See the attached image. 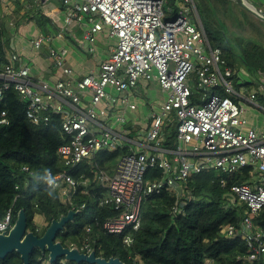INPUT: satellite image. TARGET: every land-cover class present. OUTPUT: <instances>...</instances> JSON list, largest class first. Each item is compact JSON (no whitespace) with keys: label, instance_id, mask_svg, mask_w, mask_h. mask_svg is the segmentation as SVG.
<instances>
[{"label":"built area","instance_id":"obj_1","mask_svg":"<svg viewBox=\"0 0 264 264\" xmlns=\"http://www.w3.org/2000/svg\"><path fill=\"white\" fill-rule=\"evenodd\" d=\"M34 1L65 6L64 24L83 28V40L91 53L95 36L103 28L115 40L98 72L80 79L74 78L72 68L66 65L67 51L52 48L48 55L62 75L53 85L31 79L29 69L21 65V58L13 52L0 73V103L4 92L12 88L25 102V115L31 124L47 125L50 114L61 116V131L68 142L57 152L65 167L75 168L101 151L123 149L126 137L120 126L125 123L124 111L135 109L125 95L141 81H155L166 95L162 104L150 112L143 151L122 155L112 175L99 172V182L106 187L99 206L116 211L115 216L101 224V229L123 235V244L131 246L140 229L141 206L146 196L172 192L180 198L192 174L215 169L221 176V187L229 188L231 195L246 205L240 228L229 226L226 235L246 238L247 260L264 255V231L253 232L252 224V218L264 207V135L242 130L243 109L231 98L254 105L255 94L241 95L228 82L234 71L222 58L221 50L211 47L193 0H183L174 12L164 10L165 0ZM11 3L12 0H0L2 14L10 12ZM48 39L49 36L37 37L33 40L34 48L39 50ZM109 89L118 97L111 96ZM193 89L199 96H195ZM86 94L88 102L81 108ZM115 104L122 108L111 113ZM171 119L178 122L174 150L161 145L164 122ZM9 124L7 112L1 110L0 125ZM248 165L253 166L249 178L244 183L232 180L229 184L224 176L232 177ZM149 169L160 170L161 178L147 181ZM23 170L28 172L26 167ZM45 179L47 187L71 202L77 182L67 171L47 172ZM177 212L175 205L172 213ZM10 222L8 213L0 223V233L9 230ZM86 232L91 233V229ZM93 243L87 238L78 250L89 254Z\"/></svg>","mask_w":264,"mask_h":264},{"label":"trees","instance_id":"obj_2","mask_svg":"<svg viewBox=\"0 0 264 264\" xmlns=\"http://www.w3.org/2000/svg\"><path fill=\"white\" fill-rule=\"evenodd\" d=\"M182 1L165 0L164 10L174 12L178 9L177 3ZM14 2V13L19 14L18 17L20 11H24L21 22L33 19L38 27L43 28L49 21L37 11L29 17L26 6L18 0ZM215 2L217 5L209 0H193L207 40L211 47L221 50L222 58L234 71L232 78L244 74L260 81L261 78L256 76L264 74V45L228 29L222 14L227 12L237 19L233 9L237 6L231 0ZM8 19L0 10V73L14 51ZM215 91L222 96L227 95ZM231 98L239 105L237 98ZM25 109L26 104L17 92L12 88L4 92L0 111L7 112L10 124L0 125V223L10 213V224L13 225L22 209L26 216V231L40 238L51 218L58 220L73 210L78 213L57 234L55 241L65 248L73 245L80 249L89 238L94 240L92 248L97 257L106 260L118 258L125 264H264V255L256 260H247L249 249L244 236L226 235L229 226L240 228L246 205L236 200L229 188L221 187V176L215 169L192 174L185 182L180 198L172 192L146 196L141 206L140 229L133 236V244L125 246L123 235L108 234L101 229V224L115 216L116 211L108 206H99V201L106 194L105 185L99 182V172L103 170L112 175L115 162L129 151L125 148L101 151L90 161L68 169L57 152L61 145L68 142V137L61 131V116L50 114L49 124L35 126L27 120ZM177 124L175 119L164 122L163 148H176ZM24 167L28 168V172L23 170ZM61 171H67L77 182L71 202L63 199L59 191L46 186V173ZM252 172L253 166L248 165L234 176L224 177L229 184L232 180L244 183ZM161 176L160 170L149 169L146 180L152 181ZM175 205L178 207L176 215L172 213ZM252 224L254 230H264V207L252 218ZM87 228L91 229V233L86 232ZM0 264H22V260L19 254L12 252L0 259ZM28 264L76 263L64 258L50 263L47 251L42 253L34 249Z\"/></svg>","mask_w":264,"mask_h":264},{"label":"crops","instance_id":"obj_3","mask_svg":"<svg viewBox=\"0 0 264 264\" xmlns=\"http://www.w3.org/2000/svg\"><path fill=\"white\" fill-rule=\"evenodd\" d=\"M18 1L26 6L25 10L29 11V17H32V13L37 11L41 16L49 19L43 28L38 27L33 19L21 22L20 18L24 11H20L19 17V14L14 13V0L10 6V12L5 14L9 17L13 53L21 58V65L29 69L31 79L45 81L53 85L56 80L62 77L48 55L50 48L67 51L66 65L72 68L73 77L76 79H80L83 75L91 72H98L100 63L109 55L115 45V40L109 37L106 27L96 34L93 52L91 53L88 50V44L83 40V28L78 24H64L65 6L55 2L40 4L34 0ZM250 1L264 10V0ZM180 3L178 2L176 6L179 7ZM40 36H49L50 39L45 41L43 47L36 50L33 46V40ZM237 78L246 79L245 84L250 83L249 77L244 74H240ZM260 84L263 88L264 82H260ZM150 86V82L141 81L135 89L129 90L125 95L128 102L135 106L134 110L126 108L124 111L125 123L120 126V131L126 137L123 148L128 151H143L142 145L146 144V132L151 123L150 112L157 109L165 99L166 95L159 89L157 83L154 84V87L159 89L160 95L154 93L151 98L149 96ZM108 93L118 97V94L111 89L108 90ZM88 99V94L83 96L84 103L81 108L85 107ZM238 103L243 109L242 115L245 119L242 130H254L257 134L264 135V108H262L260 101L256 100V95L254 105L242 100H238ZM121 108L120 104H115L111 113ZM166 156L170 157V155Z\"/></svg>","mask_w":264,"mask_h":264},{"label":"water","instance_id":"obj_4","mask_svg":"<svg viewBox=\"0 0 264 264\" xmlns=\"http://www.w3.org/2000/svg\"><path fill=\"white\" fill-rule=\"evenodd\" d=\"M241 9L264 23V11L258 8L250 0H231ZM77 211H69L62 215L58 220L52 219L44 234L39 238L33 232H27L26 216L24 210H19L13 225L8 231L0 233V259H4L8 254L16 252L19 254L22 264L29 263L30 254L34 249L41 250L42 253L48 252L50 263L59 258L66 261L87 264H125L118 258L108 260L97 257L93 249L89 254L82 253L76 247L65 248L60 242H56L59 232L64 229L68 222H72Z\"/></svg>","mask_w":264,"mask_h":264},{"label":"rangeland","instance_id":"obj_5","mask_svg":"<svg viewBox=\"0 0 264 264\" xmlns=\"http://www.w3.org/2000/svg\"><path fill=\"white\" fill-rule=\"evenodd\" d=\"M211 3L217 5L215 0H209ZM235 4V3H234ZM236 5V4H235ZM237 6V5H236ZM234 9V14L236 15V18H233L232 16H229L227 12L223 13V19L226 22L228 29L233 31L235 34L242 35L246 38H251L254 40L259 41V43H262L264 45V23L247 13L246 11L242 10L239 6L233 7ZM244 11L247 14V17H245ZM264 11V10H263ZM237 70V68H236ZM253 77V78H252ZM249 77L250 83H246V79H238L237 77L235 78H230L228 82L232 86V88L236 91H239L241 93H244L245 96H249L251 93H254L256 95V100L260 101L262 108H264V87L261 88L260 81L257 80L254 76ZM261 78V80H264V74L260 76L259 74L256 76ZM232 79V80H231ZM231 80V82H230ZM264 82V81H262ZM156 82L150 81V91H149V96L152 98L154 93H157L160 95V91L158 88L154 87V84ZM242 85V86H241ZM194 90L195 96H199V92ZM243 92H242V91ZM245 91V92H244ZM118 161V160H117ZM116 161V162H117ZM115 162V163H116ZM259 231V230H254ZM264 231V230H263Z\"/></svg>","mask_w":264,"mask_h":264},{"label":"bare ground","instance_id":"obj_6","mask_svg":"<svg viewBox=\"0 0 264 264\" xmlns=\"http://www.w3.org/2000/svg\"><path fill=\"white\" fill-rule=\"evenodd\" d=\"M202 24V23H201ZM206 35V34H205ZM232 80V79H231ZM231 80H230V82H231ZM242 91V90H241ZM243 92V91H242ZM245 92V91H244ZM244 94V93H243Z\"/></svg>","mask_w":264,"mask_h":264},{"label":"clouds","instance_id":"obj_7","mask_svg":"<svg viewBox=\"0 0 264 264\" xmlns=\"http://www.w3.org/2000/svg\"><path fill=\"white\" fill-rule=\"evenodd\" d=\"M49 183L51 184V183H52V181L50 180V181H49ZM50 194H51V193H50Z\"/></svg>","mask_w":264,"mask_h":264}]
</instances>
